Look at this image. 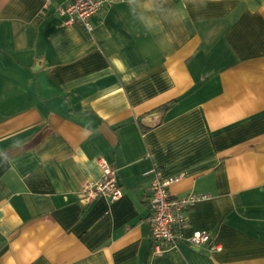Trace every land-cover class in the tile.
I'll use <instances>...</instances> for the list:
<instances>
[{
  "label": "crops",
  "instance_id": "crops-1",
  "mask_svg": "<svg viewBox=\"0 0 264 264\" xmlns=\"http://www.w3.org/2000/svg\"><path fill=\"white\" fill-rule=\"evenodd\" d=\"M0 0V264H264V0ZM117 171L123 197L83 201ZM209 195L158 254L153 170Z\"/></svg>",
  "mask_w": 264,
  "mask_h": 264
},
{
  "label": "built area",
  "instance_id": "built-area-1",
  "mask_svg": "<svg viewBox=\"0 0 264 264\" xmlns=\"http://www.w3.org/2000/svg\"><path fill=\"white\" fill-rule=\"evenodd\" d=\"M113 0H72L60 12L66 17L65 26H81L86 34L94 32L93 19L99 15ZM103 180L95 185L86 186L83 190V201L90 204L98 198H107L115 202L123 197L117 171L105 160L99 161ZM154 180L151 184L150 225L154 250L160 254L168 248L176 247L180 242L201 250L208 246L211 251L219 250L211 237L201 231L194 232L190 237L185 236L189 227L188 213L199 203L210 199L209 195H188L183 198L173 197L170 188L182 182L186 176L164 178L160 170H153Z\"/></svg>",
  "mask_w": 264,
  "mask_h": 264
}]
</instances>
